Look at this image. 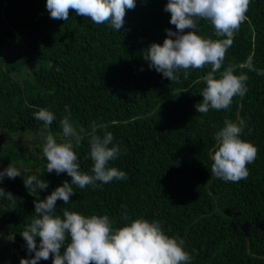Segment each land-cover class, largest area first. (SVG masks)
I'll use <instances>...</instances> for the list:
<instances>
[{"label":"trees","instance_id":"obj_1","mask_svg":"<svg viewBox=\"0 0 264 264\" xmlns=\"http://www.w3.org/2000/svg\"><path fill=\"white\" fill-rule=\"evenodd\" d=\"M46 2L0 0V171L21 162L26 169L0 183L15 196V202L0 198V264L29 258L21 233L35 215L36 197L24 178L49 182L40 199L71 181L67 173H48L42 153L48 132L61 141L60 120L69 111L88 133L95 122L96 134H113L121 154L109 166L127 179L98 181L96 188L73 185L75 195L68 204L57 201V214L66 208L108 215L117 228L138 218L157 220L167 235L185 241L191 264H264V0H251L220 70L233 65L234 74L248 77V91L228 109L207 114L195 105L203 100L202 77L210 66L189 69L187 79L181 71L171 82L143 58L152 43L163 44L165 29L175 30L164 11L168 0H136L121 31L74 10L66 22L52 19ZM198 34L220 39L208 21L200 22ZM41 108L56 116L48 130L34 117ZM238 118L247 125L241 139L258 154L247 180L225 182L211 175L215 134L225 120ZM89 140L85 135L74 150L81 170L91 174Z\"/></svg>","mask_w":264,"mask_h":264},{"label":"clouds","instance_id":"obj_2","mask_svg":"<svg viewBox=\"0 0 264 264\" xmlns=\"http://www.w3.org/2000/svg\"><path fill=\"white\" fill-rule=\"evenodd\" d=\"M251 0H168L164 11L171 14L170 24L175 30L165 29L167 38L163 44L152 43L142 53L149 61V68L161 73L171 82L180 79L184 73L187 79L189 69L210 66L211 71L202 80L206 87L202 91L203 100L195 105L197 113L207 114L210 109H228L235 96L243 97L248 91L244 74H234V66L228 65L220 72L226 53L233 45L234 34L246 19ZM136 7V0H47L46 8L52 19L67 21L70 11L77 16L89 17L102 25L107 23L112 29L121 31L126 23L127 10ZM208 21L220 39L213 40L198 34L200 22ZM186 29L190 31H185ZM219 72V78L215 75ZM67 111V106H66ZM43 122V130H48L56 119L55 114L41 108L34 113ZM246 121L225 120L224 126L215 134L217 150L211 157V175L225 182L247 180L250 175L248 165L253 163L258 148L241 139ZM61 141L48 132L42 147L47 160L48 173H67L71 181L65 180L45 199L39 192L49 187V182L29 175L24 184L29 194L36 197L35 215L21 233L26 241L29 258H22L20 264H38L41 260L53 258L52 264H191L192 255L185 250V241L165 233L160 221L145 218L131 220L123 227H114L115 221L108 215L85 216L68 209L62 216L56 213L57 201L68 204L75 195L73 185L78 188L108 184L113 180H125L127 174L116 167H110L121 154L118 144H113L114 136L105 132L96 134L95 122L91 133L78 127L67 112L60 120ZM43 134V133H42ZM85 135H90L89 158L93 162L91 174L82 171L77 151ZM23 165L9 164L0 171V183L7 177L22 176ZM0 198L15 202V196L0 187ZM123 219L128 220L127 214ZM39 238V247L37 246ZM63 249V252L61 251ZM34 253V256L32 255Z\"/></svg>","mask_w":264,"mask_h":264}]
</instances>
